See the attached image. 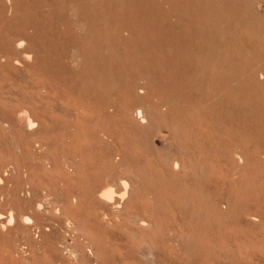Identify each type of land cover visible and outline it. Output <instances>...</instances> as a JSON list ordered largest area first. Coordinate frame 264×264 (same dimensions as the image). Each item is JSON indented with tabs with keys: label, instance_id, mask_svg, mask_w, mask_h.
I'll use <instances>...</instances> for the list:
<instances>
[{
	"label": "rangeland",
	"instance_id": "1",
	"mask_svg": "<svg viewBox=\"0 0 264 264\" xmlns=\"http://www.w3.org/2000/svg\"><path fill=\"white\" fill-rule=\"evenodd\" d=\"M107 1L98 0L96 8L104 6ZM235 2L239 7L237 13L243 19L242 24L252 38L237 41V46L243 49L244 64L255 63L264 72V5L255 9L258 13L256 15L250 10L248 0ZM91 3V0H20L18 19L14 20L13 14L9 12V8L14 6L13 1L0 0V52L4 53L0 57V122H7L5 116L10 110H18L22 108L20 105L29 104L37 110L36 116L42 125L35 136L11 129L2 132L0 178L6 175L5 189L3 192L0 190V214L6 220L13 208V187H24L27 181L37 189L47 187L51 196L47 202L44 201L43 214L34 216L27 209L22 210L23 214L39 224H50L54 217L53 213H46L50 209L54 210L61 223L60 227L51 231L54 233L52 237L35 238L32 249L26 245L17 225L0 232V264H53L50 261L56 255L53 249L63 250V243L69 249L78 248L85 253L87 248L84 237L82 233L74 235L72 229L65 227L66 215L70 218L69 223L71 219L74 220L88 233L98 250L99 257L90 256V264H264V171L250 159L253 147L258 146L264 150V84L256 92V102L242 96L236 108L224 102L227 113L224 120L226 133L220 134L214 129L211 136L210 128H205L198 144L187 142L186 145L190 146L187 147L188 152L193 155L190 161L202 164L204 159H211L212 170H203V166H197L195 171L188 170L183 179L178 176L179 182L176 184L161 187L152 175L139 176L131 157L127 155L124 164L132 180L128 198L117 208V205L111 206L99 201L96 195H93V199L86 196L87 191L93 192L97 186L102 187L99 190L109 186L113 191V202H116L121 190L117 179L120 174L118 167H115L113 181L107 183L103 177V171L109 167L110 154L115 152L120 138L102 142L100 150L95 151L92 140L85 134L88 128L84 129L78 124L75 126L76 122H83V119L64 108L70 102H86L83 86L75 81L70 54L71 46L79 41L88 28L85 9ZM2 4L6 6L3 10ZM119 7L121 12L125 10L122 1ZM155 7L149 14L140 10L134 13L136 17L150 19L155 33L147 37L140 28L136 29L132 61L123 62V52L118 47L114 49V40L101 44L103 49L100 54L107 62L121 66L117 74L109 72L112 93L107 99L113 103L122 102L119 91L128 76L154 74L151 59H145L138 44L146 45L144 47L147 50L154 49L166 62L174 54L175 62L178 61L180 67H184L182 48L186 45L183 46L180 40L178 22L183 27L190 18L166 5ZM23 19H27L29 24H24ZM24 32L31 35L40 47L39 56L46 57L49 45L57 49L53 58L55 72L44 70L43 66L29 67L26 72L27 69L24 70L20 64L14 65L19 58L15 46L20 34ZM62 47L67 49H62L65 53L61 55L58 48ZM218 56H224L221 49ZM133 68L135 71H132ZM185 68L186 72L180 70V73H184L186 79H191L193 69L188 65ZM221 71L229 72L226 67H221ZM63 72L66 75L62 76ZM260 83H264V75ZM233 84L237 85V80ZM43 86L50 87L49 98L52 102L46 97ZM213 91L219 92V87L213 84L201 94L204 104H211L209 99ZM158 94L166 103L172 97L185 105L183 110L172 109L166 119L172 120L177 135L189 133L191 128L185 113L186 106L192 104L194 94L184 93L172 85L167 89L160 87ZM93 98L100 101L102 94L97 93ZM23 101L29 103L24 105ZM64 109L69 111L65 113ZM115 123L120 129L121 120L117 119ZM85 124L89 126V122L85 121ZM47 131L52 137L48 152L38 143ZM244 142L249 144V149L243 147ZM153 143L157 148L163 146L158 138H154ZM172 144L173 150L179 146L175 142ZM236 147L243 151L248 164L233 171L231 158ZM66 161L81 163L76 165V174L68 172ZM73 195H80L79 204L71 203ZM105 206L107 214L116 215L122 211L125 215L137 213L152 221L153 226L142 232L137 226L122 220L121 226L124 228L112 229L100 222L103 212L100 209ZM13 215L16 220L14 208ZM250 215L255 217L251 218ZM131 228L138 235L133 236ZM16 249H22L20 253L27 260L15 261L13 254ZM65 256L68 257L67 254ZM80 261L77 264H84L83 259Z\"/></svg>",
	"mask_w": 264,
	"mask_h": 264
},
{
	"label": "bare ground",
	"instance_id": "2",
	"mask_svg": "<svg viewBox=\"0 0 264 264\" xmlns=\"http://www.w3.org/2000/svg\"><path fill=\"white\" fill-rule=\"evenodd\" d=\"M12 1L14 6L12 9L9 8V12L13 14V19L15 20L18 19L20 0ZM91 1L92 3L88 9H85L87 14L85 22H87L88 28L84 30L79 41L71 46L72 52L70 54L75 81L80 86H83L86 102L83 101L84 103L82 104H74L75 102L71 104L70 102L64 108L69 109L76 117L83 119V122H76L75 126L78 124L84 129L88 128V133L86 132L85 134L89 140H92L95 151L100 150L102 142L107 143L114 138H120V143L115 148L116 153L112 152L110 154L109 167L103 171L105 174L103 177L106 178L108 183L114 180L115 167L120 169V174H118L119 177L117 178L121 188L117 196L118 201L113 202V191L109 186L102 190H99L102 188L101 186H97L93 192H86L88 198L93 199V195H96L97 199L104 204L117 205L118 208V205L128 198V192L132 185L129 170L124 164L127 155L131 157L139 176L142 174L152 175L154 181L161 187L176 184L179 182L178 176L183 179L189 172L188 170L195 171L197 166H203V170H212L213 161L211 159H204L202 164L200 162L197 163V161H190L193 155L188 152L187 147L190 146L186 145L187 142L198 144L205 128H210L209 134L211 136L214 129H217L220 134L226 133L227 127L224 124V120L227 113L224 102L236 108V103L241 96L255 101L256 92L264 84L260 83L264 72L255 63L244 64L243 49L237 46V41L239 39L251 40L252 38L242 24L243 19L237 13L239 7H237L235 0H108L104 6L98 7V9L95 6L98 0ZM120 1L125 4L123 12L120 11ZM157 5L158 7L166 5L169 8L171 7L174 10L185 13L190 18L183 27L178 22L180 40L183 46L186 45L185 48H182L184 52L182 57L185 58L184 67H180L178 61L175 62L176 57L174 54L172 59L166 62L156 54L154 49L147 50L144 47L146 45L138 44L145 59H151L153 63L151 70L154 71V74L146 73L147 75L140 77L137 75L132 76V74L128 76L124 80L123 88L119 91L122 95L119 96L122 97V102L113 103L111 99H107L112 93L109 72L117 74L121 66L114 62H107L100 54L103 49L101 44L108 40H114L116 42L114 49L118 47L123 52V62L132 61L134 58L132 54L133 48L136 47L133 46L136 29L140 28L147 37L155 33V28L150 19L142 18L141 16L140 18L136 17L134 13L140 10L142 13L149 14L157 8L155 7ZM262 5H264V0H248L250 10L255 12L256 15L258 13L255 9H259ZM5 8L6 6L2 4L1 9ZM120 12L121 14L119 15ZM22 22L26 25L29 24L27 19H23ZM20 36L15 46V53L19 58L14 62V65L20 64L24 70L27 69L26 72L29 71V67L40 66L45 67L44 70L55 72L56 65L53 62V58L57 49L49 45L46 57L39 56L40 47L34 42L32 36L25 32L20 34ZM58 49L62 55L65 53L62 49L67 48ZM219 49L224 53V56H218ZM169 53H171L170 50ZM3 54V52H0V57ZM41 58L45 59L42 60ZM236 58L239 61L235 62ZM187 65L193 69L191 79H186L185 74L180 73V70L186 72L185 67ZM221 67H226L229 72L223 73ZM132 71H135V68ZM63 75L66 74L63 72ZM235 80H237V85L233 84ZM213 84L219 87V92L213 91L209 99L211 104H204L202 102L203 95L201 97V94ZM170 85L176 87V89L179 88L184 93L194 94L192 104L188 105L189 107L186 106L185 113L187 114V123L191 130L184 136L177 135V129L172 120H167L166 117L171 114L172 109L180 108V110H183L185 105L172 97L166 100V103L158 94L160 87L167 89ZM43 89H45L46 97L49 98L51 95L50 87L43 86ZM97 93L102 94L100 101H97V99L93 100ZM154 93H157V95ZM152 98L154 100H151ZM26 103L29 102L26 101ZM26 103L24 102L23 104L25 105ZM55 103L53 102L52 104ZM20 106L22 108L8 112V115L5 116L7 122H0V138L3 130L10 131L11 129L13 131H21L26 135L35 136L41 128L42 125L36 116L37 110H34L35 107L29 106V104ZM252 106H257V104ZM69 110L64 109L63 111L66 113ZM5 112L7 114V111ZM61 115L63 116L64 114ZM66 116L65 114L64 117ZM92 117L93 120L91 119ZM117 119L121 120L120 129L116 127L115 122ZM85 121L89 122V126L85 124ZM154 138H158L163 143L161 148L155 147ZM172 142L179 145L177 149H172ZM38 143H41V147L48 152L52 143L51 133L47 131L45 137ZM243 144L244 148L249 149V144L247 145L245 142ZM197 148L199 149V147ZM193 149L195 151V147ZM192 153L194 154V152ZM231 159V164L234 165L233 171H238L242 166L245 167L248 164L246 156L238 147L233 150ZM250 159L256 166L263 168L262 170L264 171L263 148L253 147L250 152ZM79 164L81 165L78 161L65 162L68 172L74 174L77 173L76 165ZM5 175L0 178L1 192L5 189ZM22 175L23 177L26 176L25 174ZM220 178L226 179L224 176H220ZM11 195L13 197V208L17 214L16 220L13 215V208L9 211L6 220L0 214V232H5L13 225H17L16 228L26 240V245L32 249L35 238L52 237L54 233L51 231L61 226L54 210L48 209L47 212L45 210L46 213H53L54 215L50 224H39L22 212V210L27 209L34 216L43 214L44 201L49 200L51 196V192L47 187L37 189L26 181L24 187H13ZM80 199V195H73L70 201L71 203L79 204ZM106 208L105 206L100 209V211H103L100 222L112 229L117 227L124 228L125 226H121L123 225L122 220L137 226L142 232L153 226L152 221L140 214L130 213L125 215L122 211L119 214L111 215L106 213ZM64 214L66 215V213ZM66 217L65 227L72 229L74 235L75 233H82L86 242L85 247L88 250L86 249L84 253L81 250H77L78 248L69 249L67 244L63 243L65 244L63 250L54 247L53 250L56 255L50 261L53 264H77L81 263L80 260L83 259L84 264H90V256L99 257L93 240L78 223L72 219L69 223L70 218L68 215ZM250 217L254 218L255 216L250 215ZM125 230L129 231L127 228ZM131 234L133 236L138 235L132 228ZM20 250L16 249L13 254L17 262L27 260L24 257L25 255L22 256L23 254L20 253ZM66 254L68 257L65 256Z\"/></svg>",
	"mask_w": 264,
	"mask_h": 264
}]
</instances>
